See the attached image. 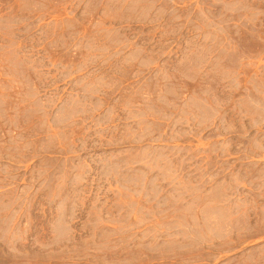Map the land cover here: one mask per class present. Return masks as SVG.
Returning a JSON list of instances; mask_svg holds the SVG:
<instances>
[{"label": "rangeland", "instance_id": "1", "mask_svg": "<svg viewBox=\"0 0 264 264\" xmlns=\"http://www.w3.org/2000/svg\"><path fill=\"white\" fill-rule=\"evenodd\" d=\"M0 264H264V0H0Z\"/></svg>", "mask_w": 264, "mask_h": 264}]
</instances>
